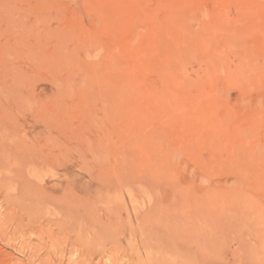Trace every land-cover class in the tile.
<instances>
[{
  "label": "rangeland",
  "instance_id": "obj_1",
  "mask_svg": "<svg viewBox=\"0 0 264 264\" xmlns=\"http://www.w3.org/2000/svg\"><path fill=\"white\" fill-rule=\"evenodd\" d=\"M0 131V264H232L167 231L264 207V0H0Z\"/></svg>",
  "mask_w": 264,
  "mask_h": 264
},
{
  "label": "bare ground",
  "instance_id": "obj_2",
  "mask_svg": "<svg viewBox=\"0 0 264 264\" xmlns=\"http://www.w3.org/2000/svg\"><path fill=\"white\" fill-rule=\"evenodd\" d=\"M8 8V7H7ZM60 38H62V37H60ZM65 39V38H64ZM60 40V39H59ZM62 41V40H61ZM20 43V42H19ZM22 43V42H21ZM19 44L18 46H21V47H23L24 46V48H26V46L25 45H23L22 46V44ZM62 44V43H61ZM66 45V44H65ZM68 45V44H67ZM61 46V45H60ZM59 47V46H58ZM57 47V48H58ZM67 48V47H66ZM69 48V47H68ZM8 49H9V47H8ZM29 49V48H28ZM38 49V48H37ZM59 49V51H60V48H58ZM64 49V48H63ZM74 49H76V48H74ZM56 50V49H55ZM12 51V50H11ZM11 51H9L8 50V52H10L11 53ZM30 51H31V49H30ZM78 52H79V50H77ZM77 51L75 52L76 53V55L77 54H79V53H77ZM13 52V51H12ZM68 52H71V51H68ZM30 53H33V51H31ZM72 53H73V50H72ZM75 53H74V55L73 56H75ZM4 54H5V51H4ZM11 54H13L14 55V53H11ZM54 54L56 55V53L54 52ZM58 54V53H57ZM62 54H63V52H62ZM6 55V54H5ZM59 55H60V53H59ZM66 55L67 54H65L64 55V57H66ZM12 56V55H11ZM38 56V59H40V57H39V55H37ZM42 56V55H41ZM69 57L68 58H70V55H68ZM73 56H71V58H73ZM5 57H7V56H5ZM55 57V56H54ZM60 57V56H59ZM9 58H10V56H9ZM8 58V60L10 61V59ZM67 58V57H66ZM75 58H76V56H75ZM55 59V58H54ZM74 59V58H73ZM7 60V59H6ZM41 60V59H40ZM56 60H57V57H56ZM56 60H54V61H56ZM60 60V59H59ZM61 60H63V59H61ZM70 60V59H69ZM69 60H67V61H69ZM58 61V60H57ZM64 61L66 62V60H65V58H64ZM47 62V61H46ZM72 62V61H71ZM63 63V62H62ZM61 63V64H62ZM66 63H68V62H66ZM58 64H60V63H58ZM69 64H71L70 63V61H69ZM69 64H66L65 66L67 67V65H68V67H69ZM75 64V66L73 65L72 67L73 68H75V71H73V73H76V74H74L73 75V78H72V81L73 80H75V82L77 81L76 79H74V76L75 75H78V72H76V68H77V66H76V64L77 63H74ZM55 65H56V63H54V65L52 64V66H54L55 67ZM59 67V66H58ZM67 67V68H68ZM71 67V66H70ZM69 67V68H70ZM55 69H57V66H56V68ZM54 69V70H55ZM59 69H63V67H61V68H59ZM65 70H67V69H65ZM74 70V69H73ZM80 71V70H79ZM72 73V72H71ZM80 73V72H79ZM19 74V73H18ZM81 74V73H80ZM20 75V74H19ZM18 75V76H19ZM71 75V74H70ZM87 75V74H86ZM16 76H17V73H15V79H16ZM23 76V75H22ZM93 76V75H92ZM86 77V76H85ZM88 77V76H87ZM89 77H91V76H89ZM21 78V77H20ZM19 77L17 78V81L19 82V84L20 85H22L23 83V81L20 79ZM68 78H71V76H69ZM84 78V77H83ZM21 80L22 82H20L19 80ZM24 79V78H23ZM85 79V78H84ZM84 79H82V81L84 80ZM93 79V78H92ZM69 80H71V79H69ZM17 81L16 82H14V84L16 83V85H18L17 84ZM67 81V80H66ZM93 81H95V79H93L92 80V82ZM59 82H61V80L59 81ZM68 82H70V81H68ZM88 82V81H87ZM22 83V84H21ZM83 83H86V82H83ZM96 82H94V86H96V84H95ZM57 84V83H56ZM59 84V83H58ZM60 84H64V83H60ZM60 84H59V86H60ZM73 84V83H72ZM71 84V85H72ZM78 84V83H77ZM89 84H91V83H89L88 82V84L87 85H89ZM67 85H68V83H67ZM75 85V84H74ZM87 85H86V87L84 88V89H88V87H87ZM69 86V85H68ZM82 86H83V84H82ZM93 86V85H92ZM18 87V89H21L22 87H20L19 85L17 86ZM20 87V88H19ZM55 87V86H54ZM61 87H63V86H61ZM61 87H59V88H61ZM65 87H66V85H65ZM57 88V87H56ZM90 89H89V91H91L92 90V88L91 87H89ZM66 89V88H65ZM63 91V90H62ZM61 91V92H62ZM78 91H80V89H78ZM87 91V90H86ZM94 89H93V91H91V93H93V95H94ZM66 94H68V92H65ZM65 93H64V95H65ZM69 93L70 94H68V96H70L71 95V93H72V95L73 94H76V93H74V91L72 92L71 90H69ZM90 92L88 93V91H87V95L88 94H91ZM95 94H97V91L95 92ZM77 95V94H76ZM79 95V94H78ZM86 95V96H87ZM92 95V94H91ZM91 95H89L90 96V98L91 99H93L92 101L94 102L93 103V105L95 104V105H97L98 104V102H97V98H93V96L91 97ZM98 95V94H97ZM59 96H61V95H59ZM65 96H67V95H65ZM95 96V95H94ZM12 97V96H11ZM73 97V96H72ZM102 97H104V96H102ZM21 98V97H20ZM70 98H71V96H70ZM24 99V98H23ZM62 99V98H61ZM72 99V98H71ZM91 99H90V101H91ZM95 99H96V103H95ZM28 100V99H27ZM63 100V99H62ZM69 100V99H68ZM26 101V100H25ZM24 101V102H25ZM67 101V100H66ZM72 101V100H71ZM73 101H74V99H73ZM58 103V102H57ZM60 104V103H59ZM59 104H57V106L59 107ZM67 104H68V102H67ZM80 104H81V102H80ZM65 105V104H64ZM75 105V104H74ZM77 105V104H76ZM75 105V106H76ZM81 105H83V104H81ZM91 105V104H90ZM94 105V106H95ZM70 106V105H69ZM62 107V106H61ZM65 107V106H64ZM63 107V108H64ZM82 108V107H81ZM59 109H60V107H59ZM62 109V108H61ZM67 109V108H66ZM73 109V108H72ZM77 109H78V107H77ZM83 109V108H82ZM68 110V109H67ZM75 110V109H74ZM65 111V110H64ZM69 111V110H68ZM71 111V110H70ZM77 111H79V110H77ZM87 112V111H86ZM62 113V112H61ZM63 113H66V112H63ZM95 113V112H94ZM48 114V113H47ZM67 114V113H66ZM89 114V113H88ZM87 114V115H88ZM53 115V114H52ZM61 115V114H60ZM63 115V114H62ZM71 116V115H70ZM84 116V115H83ZM49 117V116H48ZM56 117V116H55ZM65 117V116H64ZM69 117V116H68ZM83 118V117H82ZM81 118V119H82ZM90 118V117H89ZM43 119V118H42ZM69 119V118H68ZM73 119V118H72ZM45 120V119H44ZM89 120V119H88ZM91 120V119H90ZM65 122V121H64ZM97 122H99V121H97ZM55 123V122H54ZM84 123V122H83ZM92 123V122H91ZM54 125V124H53ZM57 125H58V122H57ZM92 125H93V123H92ZM59 126V125H58ZM51 127V126H50ZM70 127H72V126H70ZM80 127H81V125H80ZM94 127V126H93ZM67 128V127H66ZM73 129H74V126H73ZM75 129H78V127H76ZM81 130V129H80ZM63 131L65 132V130L63 129ZM76 131H78L79 132V129L78 130H76ZM86 131V130H85ZM0 132H2V131H0ZM5 132V131H4ZM71 133H72V131H71ZM82 133H84V132H82ZM5 134V133H4ZM73 134V133H72ZM13 135V134H12ZM76 135V134H75ZM62 136V135H61ZM81 136V135H80ZM51 137V136H50ZM64 137H66V136H64ZM69 137H71L70 135H69ZM68 137V138H69ZM80 138V137H79ZM47 141V140H46ZM48 142V141H47ZM85 142H83V144H84ZM48 145V144H47ZM49 146H51V145H49ZM56 146V145H55ZM56 148V147H55ZM87 148L89 149V148H91V146H87ZM57 149V148H56ZM58 150V149H57ZM122 152V151H121ZM124 152V151H123ZM122 152V153H123ZM133 152V151H132ZM140 152V151H139ZM119 153V152H118ZM122 153H121V155H122ZM127 153H129V151L127 152ZM117 154V153H116ZM133 154V153H132ZM136 154V153H135ZM138 154V153H137ZM130 155H131V153H130ZM140 155H142V153L140 152ZM139 155V156H140ZM104 156V154L102 155V157ZM120 156V155H119ZM123 156H124V153H123ZM132 156H134L133 158L134 159H137L139 156H137V158L135 157V155L133 154V155H131V157ZM99 157H101V156H99ZM98 157V158H99ZM140 157H142V156H140ZM138 158V160L139 159H141V158ZM105 158H107L106 156H104V159ZM100 159V158H99ZM103 159V158H102ZM101 159V162L103 161ZM123 159H127V158H122V160ZM131 159V158H130ZM122 160H121V162H122ZM119 161H120V159H119ZM129 162H131V160H128ZM136 161V160H135ZM142 161V160H141ZM140 161V162H141ZM124 162V161H123ZM128 162V163H129ZM103 163V162H102ZM101 163V164H102ZM105 163V162H104ZM106 163H108V165H109V162H108V159H107V162ZM125 163V162H124ZM133 163H134V161H133ZM116 164V163H115ZM120 164H122V163H120ZM105 165V164H104ZM107 165V164H106ZM119 165V164H118ZM123 165V164H122ZM125 166H126V164H124ZM129 165V164H128ZM134 165V164H133ZM115 166H117V164L115 165ZM131 166L132 165H130V168H131ZM136 166H138V164H137V161H136V165H135V168H136ZM124 167V166H123ZM122 167V168H123ZM32 168V167H31ZM118 168V167H117ZM128 167H126V169H127ZM34 169V168H33ZM88 169H90V168H87V170ZM113 169V168H112ZM118 169H120V168H118ZM117 169V170H118ZM124 169H125V167H124ZM129 169V168H128ZM116 170V171H117ZM89 171H91V170H88V172ZM131 171H133V172H135V170H131ZM139 170L136 168V172H138ZM122 172V171H121ZM128 172H129V170H128ZM133 172H132V174H133ZM135 172V175H133L134 176V179L132 180V181H136L137 179H136V177L135 176H137L136 174H138V173H136ZM91 173H92V171H91ZM30 174H31V172H30ZM35 174H36V171H35ZM94 174H95V172H94ZM122 174H123V176H124V172H122ZM127 173L125 172V176H126V179H124L125 181H127L130 177H131V175L129 176V178H128V174L126 175ZM130 174V173H129ZM34 175V174H33ZM96 175V174H95ZM115 175V174H114ZM119 175V176H118ZM139 175V174H138ZM90 176V175H89ZM117 176H118V178L117 179H119V177H122V176H120V173L119 174H117ZM78 177V176H77ZM76 177V178H77ZM80 177V176H79ZM116 177V176H115ZM114 177V178H115ZM34 178H35V176H34ZM113 178V179H114ZM124 177H122L121 179H123ZM128 178V179H127ZM79 179V178H78ZM100 179V178H99ZM112 179V180H113ZM120 179V183H124V182H122V180ZM95 179H93V181H94ZM101 180V179H100ZM123 180V181H124ZM131 180V179H130ZM140 180V179H139ZM139 180H137V181H139ZM129 181V180H128ZM128 181H127V183H128ZM117 182V181H116ZM130 183H131V181H129ZM140 182V181H139ZM139 182H138V184H139ZM127 183L125 184L124 183V185H122L121 187H123V186H125V185H127ZM135 182H133V184H134ZM142 183V182H141ZM117 184V183H116ZM133 184H131V185H133ZM137 183L135 184V185H133V187H135L136 188V186L138 187V189H140V187H139V185H138ZM119 185V184H118ZM142 185V184H141ZM120 186V185H119ZM114 187V186H113ZM132 187V186H131ZM142 187H143V185H142ZM128 188V187H127ZM126 188V189H127ZM124 189V188H123ZM132 189V188H131ZM134 189V188H133ZM137 189V190H138ZM144 189H145V187H144ZM146 190L148 191H146L145 192V190H143L145 193H146V195L145 194H143V195H145L146 197H149V196H151V195H149V193H150V189L148 188V187H146ZM120 191V190H119ZM119 191H117V192H119ZM139 191V190H138ZM137 191V192H138ZM141 191V190H140ZM139 191V192H140ZM142 191V192H143ZM129 192V191H128ZM136 192V191H135ZM136 192V194H138ZM125 193V192H124ZM127 193V192H126ZM134 192H132L131 194H133ZM141 193V192H140ZM118 194V193H117ZM116 194V195H117ZM130 194V195H131ZM142 194H140V195H142ZM149 195V196H148ZM108 196V195H107ZM133 197H134V194L132 195ZM136 196V195H135ZM144 197V196H143ZM116 198H117V196H116ZM136 198V197H135ZM151 198V197H150ZM122 198H119V200H121ZM138 199H139V196H138ZM142 199V198H141ZM196 199V198H195ZM236 199V198H235ZM118 199H116L115 201L118 203V201H117ZM136 200V199H135ZM148 200H149V198H148ZM253 200V199H252ZM131 201V200H130ZM153 201V200H152ZM194 201H196V200H194ZM120 202V201H119ZM125 202V201H124ZM137 202H138V200H137ZM150 202V201H149ZM121 203H123V201H121L120 202V205H121ZM133 203H135V202H133ZM145 203V202H144ZM151 203V202H150ZM105 204V203H104ZM126 204H127V202H126ZM136 204V203H135ZM238 204H240V203H238ZM123 205H124V203H123ZM137 205V204H136ZM114 206H115V204H114ZM117 206V205H116ZM115 206V207H116ZM119 206V205H118ZM135 206V205H134ZM243 206H244V208H243ZM107 207V206H106ZM114 207V208H115ZM127 207V206H126ZM133 207V206H132ZM137 207V206H136ZM141 207V206H140ZM203 207V206H202ZM233 207V206H232ZM116 208H118V207H116ZM134 208V207H133ZM108 210H109V208H107ZM123 210V209H121V206L118 208V210ZM137 209V208H136ZM119 210V212H121ZM127 210H129V209H127ZM134 210V209H133ZM198 210H200L199 208H198ZM205 210V209H204ZM203 209H201V212L202 211H204ZM112 211H114V210H112ZM206 211V210H205ZM204 211V212H205ZM110 212H111V209H110ZM110 212H108V213H110ZM125 212V210L124 211H122V213H124ZM200 212V211H199ZM203 212V214L205 215V214H207V213H204ZM228 213H230L226 218L225 217H223V216H220L219 218H221V219H219V218H217L218 216H216V217H211L209 214H208V216H202V215H195V216H191V212H190V218H189V215H188V217L185 215V217L184 218H186L187 220H183L182 218H180V216L178 217V218H173L172 217V221H171V223L169 224V229H168V234L170 233L171 234V237H173L172 235H173V233H171V232H175V234H178L179 232H183V233H185V234H187V238H186V241L188 240V237H189V234L190 235H192L190 238L191 239H195L196 241H199V243H193V242H185V239H184V246L186 245H188V246H190L191 247V249L193 248V250H191V249H188V250H186V254L188 255V256H186V258L185 257H183V259L179 256V255H176L175 257L177 258V256H179L180 258H181V260L182 261H184V260H186V261H190V263H191V261H195L196 260V258H197V253H198V251L199 250H201L202 252L203 251H205V249L206 248H208V243L210 242V243H213V241L215 240V235L213 234V230H214V228H217V227H219L218 226V224H222L223 223V225H224V228L226 229L225 231L227 232V233H229V223L231 224L230 225V227H232V229H233V232H231V237H232V241H234L235 243H236V245H237V249L235 250V251H233L234 252V254H233V257L235 256L236 257V255H235V253H237V254H240V257H238V258H236L235 259V264H264V207H262L259 203H257V202H253V201H248V202H246V203H244V204H240V205H238V206H234L233 207V209L232 210H229L228 211ZM111 214H112V212H111ZM128 215H129V213H127ZM176 214V213H175ZM177 214H179V213H177ZM120 216H122V217H124L125 215H120ZM177 216V215H176ZM121 217V218H122ZM131 217V216H130ZM129 217V218H130ZM120 218V219H121ZM125 218V217H124ZM128 218V220H130ZM223 218H225V219H223ZM123 219V218H122ZM122 222V221H121ZM125 223H126V221H125ZM125 223H122V224H125ZM128 223V222H127ZM130 223H128L127 225H129ZM130 226V225H129ZM135 228V227H134ZM129 229H130V227H129ZM133 230V229H132ZM131 230V231H132ZM125 231V230H124ZM170 231V232H169ZM176 232H178V233H176ZM202 233V236L200 235ZM131 234V233H130ZM135 234V233H134ZM180 234V233H179ZM132 235V234H131ZM131 235H130V237H131ZM124 236V235H123ZM90 237V236H89ZM230 237V238H231ZM176 238V237H175ZM178 238H180V235H179V237ZM89 239V238H88ZM129 240V239H128ZM128 240H126L127 242H128ZM173 240H174V238H173ZM176 240H177V238H176ZM211 240V241H210ZM130 241V240H129ZM175 241V240H174ZM173 241V242H174ZM182 241H183V239H182ZM181 241V242H182ZM133 241L131 240L130 241V243H132ZM137 242V241H136ZM179 243H180V241H178ZM135 243V242H134ZM179 243H177V244H179ZM183 243V242H182ZM128 244V243H127ZM177 244L174 246V249L175 250H178L177 252H175V253H177L178 254V252L180 253V254H182V252H183V250L182 251H180L179 249H178V247H177ZM179 245H181L183 248H184V246L182 245V244H179ZM131 246H132V244H131ZM134 246V245H133ZM185 246V248L187 249V247ZM129 247V246H128ZM189 247V248H190ZM134 248V247H133ZM135 249V248H134ZM137 249V248H136ZM131 250H132V248H131ZM174 250V251H175ZM133 253H135L136 252V250H135V252H134V250L132 251ZM190 252V253H189ZM136 254H137V252H136ZM227 254H230L229 252L227 253ZM138 255H139V252H138ZM136 256V255H135ZM144 256V255H143ZM230 256H231V254H230ZM229 256V257H230ZM174 256H173V258H175ZM139 258H141V257H139ZM143 258V257H142ZM143 260V259H142ZM228 261H231V257H230V259L228 258ZM233 261V260H232ZM172 263H173V261H171ZM177 262V261H176ZM236 262H238V263H236ZM140 263H142V262H140ZM140 263H138V264H140ZM146 263V262H145ZM144 263V264H145ZM186 263V262H185ZM233 262H232V264H234ZM177 264H178V262H177ZM192 264V263H191Z\"/></svg>",
  "mask_w": 264,
  "mask_h": 264
}]
</instances>
